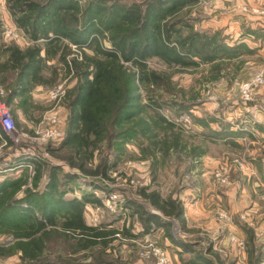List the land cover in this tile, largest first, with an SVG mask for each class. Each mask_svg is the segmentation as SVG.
<instances>
[{
    "label": "rangeland",
    "instance_id": "rangeland-1",
    "mask_svg": "<svg viewBox=\"0 0 264 264\" xmlns=\"http://www.w3.org/2000/svg\"><path fill=\"white\" fill-rule=\"evenodd\" d=\"M233 1H228L230 5L226 7L224 2L218 3L217 0H199L196 5L183 10L180 16L185 24H190L193 31L201 35L222 29L230 38V44L234 45L237 41L226 27L233 26L236 16L246 14L251 6ZM14 24L6 1L0 0L1 42L9 44L13 41L23 48L32 45L28 38H4L5 25ZM101 43L103 47L112 49L108 39L102 38ZM248 45L253 50L252 54L241 48L236 58L206 63L197 60L198 63L191 66L168 65L157 58L150 59L149 69L156 71L161 80L155 85L138 82L140 100L131 103L129 110L135 118L128 122L125 120L122 125L126 128L134 123L138 134L125 144H115L112 149L103 144L100 152L95 153L93 162L87 165L89 170L96 172L103 162L108 163L114 168L108 170L107 176L84 174L79 170L80 159H74L72 150L65 146L70 115L68 93L76 84L75 78L65 77L61 71L58 82L52 88H35L31 94L33 108L29 115L19 108L18 98L13 105L7 103L8 90L0 86L5 91L2 100L10 106L16 128L0 143V183L19 181L21 184L7 199L6 210L10 209L15 214L6 215L8 219L4 226L0 224V248L8 253L2 255L0 252V264H27L21 259L18 247L19 238L25 237L28 217L45 225L36 235L47 238V256L52 253L53 259L66 254L73 255L79 262L92 261L95 248L73 252L72 240L60 233V229L53 228L47 220L55 199L50 195L53 185L51 172H56L58 190L55 197L80 200L84 195H91L100 198L101 204L85 206L84 217L88 225L105 224L120 230L128 227L139 236L135 240L122 236L111 244L107 252L113 256V264H156L154 256L141 255L142 245L147 241L167 251L173 264H189L193 260L192 254L182 255L181 249L166 237L163 229L142 235L144 228L139 216H130L134 208H126L127 202L132 200L155 212L139 196L142 188L158 191L167 199H177L184 207L186 220L190 210L196 208L193 206L195 202L201 200L199 203L204 216L195 225L194 232H183L178 222L170 219L171 232L184 243L191 244L197 253L206 255L207 250L212 248L225 264H243L245 260L241 255L242 250L247 253V236L245 249L231 243L230 239L236 236L237 227L241 230L240 225L235 226L234 219L238 218L241 224H249L242 217L248 208L240 203L239 207H235L238 205L234 197L236 190L231 198L224 199L226 192L234 189L240 192L237 182V175L241 172L237 168V163L241 161L240 149L234 141L224 143L219 133L234 134L230 129L234 128L235 110L248 105L240 99L239 85L258 73L254 70V63L259 62L258 58H253L258 49L251 43ZM70 47L79 54L76 46ZM87 53L94 55L91 50ZM125 66L136 71L130 64ZM50 130L60 131L61 137H44ZM71 160L76 166L71 164ZM38 165L41 166L40 174ZM212 190L215 192L208 196L207 193ZM222 212L228 214V220L223 219ZM58 218L57 223L61 224L62 216ZM261 237L264 241V235ZM257 246L264 250L260 244ZM209 257L214 258L213 255Z\"/></svg>",
    "mask_w": 264,
    "mask_h": 264
},
{
    "label": "trees",
    "instance_id": "trees-1",
    "mask_svg": "<svg viewBox=\"0 0 264 264\" xmlns=\"http://www.w3.org/2000/svg\"><path fill=\"white\" fill-rule=\"evenodd\" d=\"M5 1L15 25L32 42V45L25 48L13 41L9 44L2 43L0 26V86L8 90L7 103L13 105L18 98L19 108L23 109L25 115H29L33 108L31 94L35 88H52L58 82L61 71L65 77L75 78L76 84L68 93L70 115L65 146L72 150L74 159H80L79 170L86 175L100 173L107 176L108 170L114 168L104 162L96 172L87 168L103 144L112 149L115 144H125L138 134L134 123L126 128L122 125L125 120L128 122L135 118V114H129V110L131 103L140 100L137 93L138 82L155 85L161 80L156 71L149 69L150 59L157 58L168 65L191 66L197 64V60L206 63L236 58L241 48H246L249 54L253 52L244 42L231 45L230 38L222 29L209 35H201L194 32L190 24H185L180 13L196 5L199 0ZM243 28L248 35L264 38L260 30ZM102 38L110 41L112 49L103 47ZM70 45L76 46L79 54ZM87 50H91L94 55H88ZM125 64H130L136 71ZM230 132H233L232 129ZM233 136H236L235 132L231 136L226 132L219 133V138L223 140ZM7 138L1 133L0 143ZM230 141L238 145L234 138ZM70 162L76 166L72 160ZM38 169L40 174V165ZM51 174L53 185L50 195L55 199L47 220L53 228L60 229V233L72 240L73 252L94 248L96 252L89 263L79 262L73 255L66 254L52 259V253L51 256L46 254L47 238L36 235L45 225L28 217L25 237L19 238L18 247L23 262L113 264V256L107 252L111 244L122 236L129 240H135L139 236L128 227L120 230L109 228L105 224L88 225L84 217L85 206L101 204L100 198L91 195H84L80 200L75 197H55L58 190L55 185L56 172ZM20 186L19 181L0 183L2 226L8 219L6 215L15 214L10 209L6 210L7 199ZM139 196L155 211L152 212L132 200L127 202V209L130 206L134 208L130 216H139L144 228L142 235H150L155 229H163L166 237L181 249L182 255H193L189 264H225L212 248L207 250L206 255L197 253L191 244L184 243L173 235L170 219H175L183 232L190 233L184 207L177 199H167L160 192L147 188H142ZM61 216L63 222L59 224L57 219ZM240 227L247 236L248 263L261 264L264 252L256 244L254 229L246 224H241ZM19 228L21 227L17 229ZM50 251L52 252L51 249ZM0 252L2 255L8 254L2 247ZM210 255L214 258L211 259Z\"/></svg>",
    "mask_w": 264,
    "mask_h": 264
},
{
    "label": "crops",
    "instance_id": "crops-1",
    "mask_svg": "<svg viewBox=\"0 0 264 264\" xmlns=\"http://www.w3.org/2000/svg\"><path fill=\"white\" fill-rule=\"evenodd\" d=\"M217 1L218 3L224 2V6L226 7L230 5L228 1L234 2L233 0ZM237 1L243 4L248 3L251 7L246 14L236 16L237 21L233 23V26L229 25L226 27L227 32L233 33L235 41L239 43H251L256 49H258V54L254 55L253 58H258L257 60H259V62L254 63L256 64L254 70L258 73H264V38H256L255 35H248L243 28L246 27L251 28V30H260V34L264 35V0ZM251 9L263 10V13H254ZM235 116L236 120L234 128L231 129L235 132L236 136L234 139L240 149L241 163L245 167L240 169L241 172L237 175L240 192L237 189L226 192V197L224 199L231 198L232 192L236 190L234 197L237 200L238 205L235 207H239L240 203V205L244 204L245 207L248 208V210L242 215V217H245L243 220L248 222V226L254 229L256 244H260L261 248H263L264 241L261 236L264 235V88L258 92L252 103L247 106L238 107L235 110ZM231 120L232 119H230V121ZM230 140L231 137H227L223 142L227 143ZM213 192L215 191L212 190L211 193H207V195H213ZM200 201L201 200L195 202V205L193 206H196V208L194 207V210H190V213L187 215V224L190 232H194L193 230L196 228L195 225L199 223L204 216L203 211H201L203 208L199 203ZM209 201L210 199H208V202ZM249 217H252V219H248ZM237 219H234V222L236 221L235 226L236 224L239 226L242 223L241 221H237ZM235 230L236 236L246 241V235L242 228L240 230L237 227ZM242 251L243 255H241V258L245 260L243 261V264H249L247 253L244 250ZM262 252H264V250ZM261 264H264V259Z\"/></svg>",
    "mask_w": 264,
    "mask_h": 264
},
{
    "label": "built area",
    "instance_id": "built-area-1",
    "mask_svg": "<svg viewBox=\"0 0 264 264\" xmlns=\"http://www.w3.org/2000/svg\"><path fill=\"white\" fill-rule=\"evenodd\" d=\"M254 13L262 14L263 10L252 9ZM261 11V12H260ZM3 36L5 39L9 38L11 40H19L21 38H27L23 30L19 29L15 24L14 25H5ZM264 88V73L259 72L251 76L249 79L243 81L239 85V96L243 103L253 102L258 92ZM5 91L0 88V135L4 133L7 137L16 130L15 121L11 115L10 106L6 104L2 99L4 97ZM54 121V120H53ZM62 133L58 130L48 131L44 137L47 138H60ZM244 168L245 166L239 161L237 163V168ZM228 169V168H227ZM226 169V170H227ZM223 219L228 220L229 216L227 213H221ZM231 243L237 245L241 249H245L246 241L242 238L231 237ZM141 255L148 257L154 256L156 258V264H173L170 254L158 247L155 243L147 241L142 245Z\"/></svg>",
    "mask_w": 264,
    "mask_h": 264
}]
</instances>
